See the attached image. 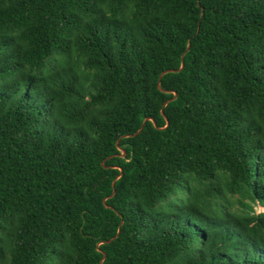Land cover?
Returning <instances> with one entry per match:
<instances>
[{"label": "trees", "instance_id": "16d2710c", "mask_svg": "<svg viewBox=\"0 0 264 264\" xmlns=\"http://www.w3.org/2000/svg\"><path fill=\"white\" fill-rule=\"evenodd\" d=\"M0 264H264V0H0Z\"/></svg>", "mask_w": 264, "mask_h": 264}, {"label": "water", "instance_id": "95a60500", "mask_svg": "<svg viewBox=\"0 0 264 264\" xmlns=\"http://www.w3.org/2000/svg\"><path fill=\"white\" fill-rule=\"evenodd\" d=\"M182 69V60L180 59V67L178 68V70H176V72L177 71H179V70H181ZM165 72H171V70H168V71H165ZM164 74V72L163 73H161V75H163ZM160 75V76H161ZM174 96V95H173ZM172 100V99H171ZM171 100H168L167 102H169V101H171ZM167 102H165V103H167ZM142 126H143V122L141 123V125H140V127L138 128V130L132 135V136H134V135H136V134H138L139 132H140V130L142 129ZM123 154V153H122ZM112 185H113V181H112V183H111V187H112ZM112 193H113V191H112ZM117 233H118V231H117ZM116 233V234H117ZM114 237H116V235L114 236ZM113 239V238H112Z\"/></svg>", "mask_w": 264, "mask_h": 264}, {"label": "rangeland", "instance_id": "374dc122", "mask_svg": "<svg viewBox=\"0 0 264 264\" xmlns=\"http://www.w3.org/2000/svg\"><path fill=\"white\" fill-rule=\"evenodd\" d=\"M262 209L261 208H256V211H261Z\"/></svg>", "mask_w": 264, "mask_h": 264}]
</instances>
